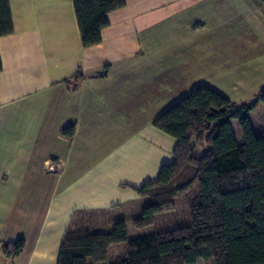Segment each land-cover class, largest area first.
<instances>
[{
	"label": "crops",
	"instance_id": "crops-1",
	"mask_svg": "<svg viewBox=\"0 0 264 264\" xmlns=\"http://www.w3.org/2000/svg\"><path fill=\"white\" fill-rule=\"evenodd\" d=\"M9 6L13 32L0 36V243L25 244L12 258L0 252V264H56L69 226L97 224L102 211L138 199L122 184L153 179L175 145L152 120L202 64H224L221 83L201 84L232 101L264 85L261 0H125L89 47L72 0ZM78 68L85 77L66 83ZM70 124L71 139L60 135Z\"/></svg>",
	"mask_w": 264,
	"mask_h": 264
},
{
	"label": "trees",
	"instance_id": "trees-1",
	"mask_svg": "<svg viewBox=\"0 0 264 264\" xmlns=\"http://www.w3.org/2000/svg\"><path fill=\"white\" fill-rule=\"evenodd\" d=\"M72 1L83 47L99 43L107 14L125 5V0ZM12 32L9 0H0V36ZM106 69L97 76L103 77ZM84 77L78 68L65 82L76 84ZM260 104L264 85L249 101H232L204 84L174 101L152 120L155 128L175 139L172 160L139 187L122 184L135 190L138 199L121 205L126 208L123 218L109 229L92 230L91 223L93 227L69 226L56 264L104 261L109 246L118 242L126 243V256L108 264H194L197 258H212L214 264H264V135L255 133L250 120ZM232 122L238 124L241 141ZM74 132L70 124L60 135L71 139ZM199 146L203 150L196 156ZM196 182L199 193L190 202L188 225L128 236L126 220L136 228L152 225L158 213L174 209L175 199ZM24 244L17 238L3 243L0 252L12 258Z\"/></svg>",
	"mask_w": 264,
	"mask_h": 264
},
{
	"label": "rangeland",
	"instance_id": "rangeland-1",
	"mask_svg": "<svg viewBox=\"0 0 264 264\" xmlns=\"http://www.w3.org/2000/svg\"><path fill=\"white\" fill-rule=\"evenodd\" d=\"M203 62L206 61L205 58H211V52H207L205 56H203ZM219 70V71H217ZM222 71H225L224 64L219 65L218 67L215 65L210 64H202L200 67V72L196 74V79L194 82H186L184 90H182V95L186 94L192 87L195 85L201 84L202 82H210L212 81V78L214 80H218L221 83V78L218 76V74H221ZM219 84V83H217ZM220 85V84H219ZM223 89L226 90L223 86H221ZM224 91V90H223ZM181 93V92H180ZM253 98V97H252ZM251 98V99H252ZM248 99V98H244ZM261 107L264 108V104H260ZM147 112L144 114V122L147 119ZM250 120L252 123V126L255 130V133L257 135H264V109H256V111H253L250 114ZM152 124V123H151ZM234 132L238 135V140L241 141L242 137L239 135V127L236 122L231 123ZM143 128V127H142ZM142 128H139V131L144 132ZM164 134V133H163ZM167 138L170 140V147L174 145V138L171 137L168 134H164ZM164 148H166V145H164ZM203 147L199 146L193 153L194 155L198 156L202 153ZM172 160V153H169L168 158L166 157L164 160V163H169ZM54 165L53 169H51ZM61 168V165L57 162H48L47 169L52 170H58ZM199 193V184L196 182L187 193H185L182 196H179L175 199V207L172 210L164 211L161 213H158L155 216L154 223L150 226L143 227V228H136L134 227L130 221H126L125 224H128L127 234L129 237H137V236H143L146 235V233H151L156 230H163V229H171L176 226H183L188 225L190 223V212H189V205L192 200V198ZM126 211V208L121 209H109L102 211L101 215L96 216L93 220L97 222V224H92L94 227L98 228H91L92 230H105L109 229L112 225V223L117 219L123 218V212ZM94 216H92L93 218ZM90 227H93L90 224H87ZM127 252L126 243L125 242H118L115 244H112L109 246L107 251V258L104 261L101 262H95V264H108L114 256H120L125 257ZM202 263L200 264H214V261L212 258L209 259H201ZM88 264H93V261L90 258H87Z\"/></svg>",
	"mask_w": 264,
	"mask_h": 264
},
{
	"label": "built area",
	"instance_id": "built-area-1",
	"mask_svg": "<svg viewBox=\"0 0 264 264\" xmlns=\"http://www.w3.org/2000/svg\"><path fill=\"white\" fill-rule=\"evenodd\" d=\"M50 166H52L51 169H53V166H54V165H50ZM1 245H2V244L0 243V247H1Z\"/></svg>",
	"mask_w": 264,
	"mask_h": 264
}]
</instances>
